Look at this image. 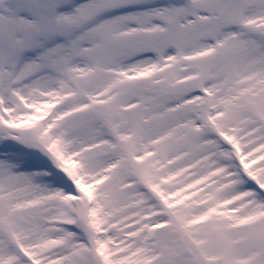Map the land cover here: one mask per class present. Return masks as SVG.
<instances>
[{
	"label": "snow or ice",
	"instance_id": "6c2138e0",
	"mask_svg": "<svg viewBox=\"0 0 264 264\" xmlns=\"http://www.w3.org/2000/svg\"><path fill=\"white\" fill-rule=\"evenodd\" d=\"M0 264H264V0H0Z\"/></svg>",
	"mask_w": 264,
	"mask_h": 264
}]
</instances>
